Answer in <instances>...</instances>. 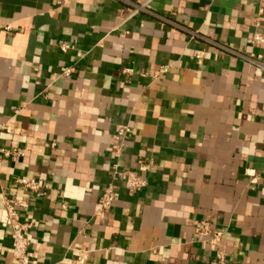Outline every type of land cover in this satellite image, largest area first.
Wrapping results in <instances>:
<instances>
[{"label":"crops","instance_id":"crops-1","mask_svg":"<svg viewBox=\"0 0 264 264\" xmlns=\"http://www.w3.org/2000/svg\"><path fill=\"white\" fill-rule=\"evenodd\" d=\"M255 33L264 0H0V264H20L12 197L28 202L29 264H209L218 246L195 236L201 220L228 264H264ZM139 160L146 185L117 181L97 215L112 167Z\"/></svg>","mask_w":264,"mask_h":264},{"label":"built area","instance_id":"built-area-1","mask_svg":"<svg viewBox=\"0 0 264 264\" xmlns=\"http://www.w3.org/2000/svg\"><path fill=\"white\" fill-rule=\"evenodd\" d=\"M141 5H137L135 8L137 9ZM253 42H263L264 35L261 33H255L251 39ZM65 47V45L63 46ZM202 53L201 50L196 49L194 54L196 56H200ZM254 62H256L264 71V62L248 57ZM73 67L70 65H64L61 67V74L68 75L72 71ZM131 67H125V71H130ZM130 132V127L126 124H123L118 127L115 138L117 142L114 144V152L118 153L120 142L122 138ZM5 152H9L10 150L2 149ZM13 154L23 153L21 149L12 150ZM147 165L142 161H138V165L135 169H120L117 165L112 167L110 173V180L105 185L101 196L97 201V215L103 216L112 205V202L115 198L116 191L118 186L116 184L117 181L123 182L124 188L128 191V193L132 194L140 191L145 185L146 180L140 175V172L145 170ZM17 182L26 188L29 192L35 193L39 190V183L32 178L20 177L17 178ZM28 206V202L24 198L20 197H12L5 198V208L9 218V235L12 241V254L13 256L20 262V264H29V256L27 253V247L29 244V240L27 238L26 232L30 227V222H25L21 219L19 214V209L26 208ZM210 222L206 220L199 221L194 228L195 236L199 239L208 237L209 242L218 246L215 257L210 261L209 264H228L224 252L221 248H219V244L221 241V232L213 231L210 234Z\"/></svg>","mask_w":264,"mask_h":264}]
</instances>
